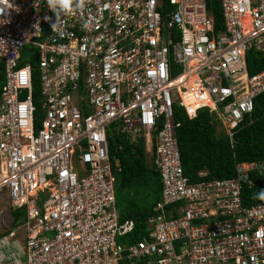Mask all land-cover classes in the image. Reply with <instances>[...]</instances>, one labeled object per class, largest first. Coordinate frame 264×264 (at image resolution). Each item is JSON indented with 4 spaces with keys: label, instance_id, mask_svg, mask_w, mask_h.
I'll return each instance as SVG.
<instances>
[{
    "label": "built area",
    "instance_id": "1",
    "mask_svg": "<svg viewBox=\"0 0 264 264\" xmlns=\"http://www.w3.org/2000/svg\"><path fill=\"white\" fill-rule=\"evenodd\" d=\"M55 2L0 0V264H264V201L247 193L264 161L191 184L174 121L209 109L233 144L264 93L245 62L264 55V0H220L217 35L207 0H80L45 36ZM112 127L143 136L161 176L138 242L119 221Z\"/></svg>",
    "mask_w": 264,
    "mask_h": 264
},
{
    "label": "trees",
    "instance_id": "2",
    "mask_svg": "<svg viewBox=\"0 0 264 264\" xmlns=\"http://www.w3.org/2000/svg\"><path fill=\"white\" fill-rule=\"evenodd\" d=\"M207 7L213 16L217 35L224 30L220 0H207ZM245 62L250 77L264 70V55L255 50L248 52ZM29 63L33 68L34 103L37 106L40 100L37 62ZM174 121L179 124L176 136L184 175L191 184L231 179L236 177L238 165L264 161V93L254 99L252 115L244 119L234 135L233 144L209 109L199 110L196 118L190 120L183 109L175 107ZM108 143L112 171L121 189L134 190V198L144 195L138 198L141 204L129 200L124 210L118 213L119 221L134 223V230L127 238L138 242L146 234L147 221L154 214V208L162 201L161 176L151 157L149 161L143 136L133 139L112 127L108 132ZM259 192L247 191L256 199L251 203L264 201ZM11 216L16 227L23 223L25 212L12 211Z\"/></svg>",
    "mask_w": 264,
    "mask_h": 264
},
{
    "label": "rangeland",
    "instance_id": "3",
    "mask_svg": "<svg viewBox=\"0 0 264 264\" xmlns=\"http://www.w3.org/2000/svg\"><path fill=\"white\" fill-rule=\"evenodd\" d=\"M149 157V161L151 162L150 159V155H148ZM114 193H115V198H116V207H117V211L118 213L122 212L124 210V208L126 207L127 201L129 200H135L137 201L139 204H141V201L138 199L140 196H144V195H140L137 197L136 195V199L134 198V190H129V189H121L120 187V182L118 179H115V183H114ZM46 199V197H45ZM21 211H25L24 209H21Z\"/></svg>",
    "mask_w": 264,
    "mask_h": 264
},
{
    "label": "clouds",
    "instance_id": "4",
    "mask_svg": "<svg viewBox=\"0 0 264 264\" xmlns=\"http://www.w3.org/2000/svg\"><path fill=\"white\" fill-rule=\"evenodd\" d=\"M72 4V0H56L53 4V7L56 9L57 12L59 11H68ZM53 27L55 28L56 25L54 24ZM259 197L264 199V190H260L258 193Z\"/></svg>",
    "mask_w": 264,
    "mask_h": 264
},
{
    "label": "water",
    "instance_id": "5",
    "mask_svg": "<svg viewBox=\"0 0 264 264\" xmlns=\"http://www.w3.org/2000/svg\"><path fill=\"white\" fill-rule=\"evenodd\" d=\"M79 1H80V0H72V4H71V6L74 5V4H76V3L79 2ZM71 6H70V7H71ZM64 12H65V11H60V12H58L57 15L54 16V17L52 18V20H51V21L45 26V36H47V35L50 34V31H51L53 25L56 24V23L62 18Z\"/></svg>",
    "mask_w": 264,
    "mask_h": 264
}]
</instances>
